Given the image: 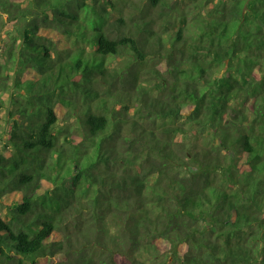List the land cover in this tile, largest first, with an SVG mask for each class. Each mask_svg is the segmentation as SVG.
<instances>
[{
  "label": "trees",
  "instance_id": "1",
  "mask_svg": "<svg viewBox=\"0 0 264 264\" xmlns=\"http://www.w3.org/2000/svg\"><path fill=\"white\" fill-rule=\"evenodd\" d=\"M108 5L0 0V264H264V0Z\"/></svg>",
  "mask_w": 264,
  "mask_h": 264
},
{
  "label": "rangeland",
  "instance_id": "2",
  "mask_svg": "<svg viewBox=\"0 0 264 264\" xmlns=\"http://www.w3.org/2000/svg\"><path fill=\"white\" fill-rule=\"evenodd\" d=\"M102 2L104 0H101ZM114 4L118 5L117 8H114L113 6H110L108 5L107 6V13H106V16H107V19L108 20H116L118 17L120 16H123L125 19H128V16L130 15H134V16H137V14H134V10L133 9H137L136 6L132 5V3L134 2L136 5L140 6V7H143L145 4H146V0H112ZM123 1V3H122ZM91 3V1L89 2ZM139 10V9H138ZM83 22H87V18L86 17H83L82 19ZM2 42V40L0 39V43ZM111 59V64L112 66H115V65H118V63L120 61H122L121 58L117 57V58H114V57H110ZM153 86V85H152ZM151 86H148L151 94H152V97L153 95L155 96L156 95V91H155V88H150ZM2 126V129H5V124L3 123ZM7 136H5L6 138ZM175 141H178V142H185V143H188L191 147V149H197V148H202L205 146V144L207 143V141L205 140L206 138L204 137H201L199 138L198 136H196V134H193V133H189L188 136H185V135H180V133L178 135L175 136ZM213 141H209V144H211ZM1 145H3V142L0 143V150H1ZM3 216L6 217L5 213H3ZM110 227H111V232L114 233V230H116L117 228L110 223ZM55 263V261H54Z\"/></svg>",
  "mask_w": 264,
  "mask_h": 264
}]
</instances>
